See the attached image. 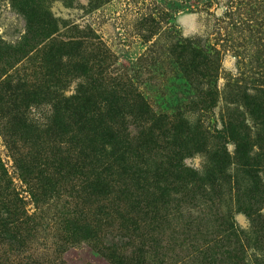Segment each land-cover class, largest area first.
Instances as JSON below:
<instances>
[{"label": "rangeland", "instance_id": "374dc122", "mask_svg": "<svg viewBox=\"0 0 264 264\" xmlns=\"http://www.w3.org/2000/svg\"><path fill=\"white\" fill-rule=\"evenodd\" d=\"M79 36L84 37L79 58L88 62L89 74L97 58H86L97 54L106 76H133L156 114L170 115L178 108L196 122L209 136L207 151L225 145L233 155L231 140L212 137L227 128L252 147L254 163L251 176L233 158L218 188L198 182V190L178 187L137 230L135 211L129 216L113 207L95 218H105L101 223L121 247L132 243L128 237L138 246L145 243L143 264H264V0H0V86L5 81L39 85L46 80L42 56L50 41ZM175 42L178 51L172 48ZM182 42L216 55L214 75L211 62L203 71L209 72L206 77L196 75L201 67L187 77L179 64ZM78 80L86 81L70 79L66 96ZM29 112L43 123L49 107L31 106ZM3 137L0 129L1 162L33 212ZM208 159V154L190 153L183 162L202 170ZM71 195L65 183L43 204L47 228L33 244L35 252L57 259L56 251L62 250L66 264H124L93 241H62L63 221L80 208ZM84 207L93 219L97 205Z\"/></svg>", "mask_w": 264, "mask_h": 264}, {"label": "trees", "instance_id": "16d2710c", "mask_svg": "<svg viewBox=\"0 0 264 264\" xmlns=\"http://www.w3.org/2000/svg\"><path fill=\"white\" fill-rule=\"evenodd\" d=\"M83 40L79 36L57 44L50 41L42 56L46 80L39 85L5 81L0 86V129L16 174L35 208L28 211L27 201L0 159V264H66L62 250L56 251V259V255L50 258L33 249L47 228L42 223L43 204L65 183L75 193L71 195L74 205L80 208L63 221L62 241H93L119 263L143 264L145 243L138 246L128 237L132 243L121 247L101 223L105 218H95L99 212L107 214L115 207L130 216L135 211L139 216L132 218V224L137 230L144 217L155 214L178 187L192 189L198 182L218 188L226 182L233 158L242 161V170L254 176L252 147L234 132L224 128L212 136L218 141L231 140L233 155L225 145L207 151L206 131L178 113V108L170 115L152 111L133 76H106L104 61L97 54L86 58H97L94 74H89L93 70L79 58ZM172 48L178 51V42ZM180 50V68L187 77L198 67L201 70L196 75L206 77L209 72L203 71H209L211 62L210 75H214L216 55L191 42H182ZM176 58L178 65V52ZM72 78L86 81L78 80L74 92L66 96ZM40 105L49 107L43 123L34 121L29 112L31 106ZM199 152L209 158L202 170L184 164L190 153ZM94 203L98 210L91 219L84 206Z\"/></svg>", "mask_w": 264, "mask_h": 264}]
</instances>
